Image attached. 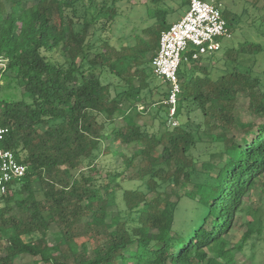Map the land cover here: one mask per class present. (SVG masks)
<instances>
[{
  "label": "trees",
  "instance_id": "16d2710c",
  "mask_svg": "<svg viewBox=\"0 0 264 264\" xmlns=\"http://www.w3.org/2000/svg\"><path fill=\"white\" fill-rule=\"evenodd\" d=\"M94 1L89 0V10L95 11ZM25 2L0 0V59L6 61L0 77L9 73L31 98L0 100V123L9 128L4 146L28 167L22 181L0 200V264H23L22 255L36 258V264H236L252 233L261 231L260 226H249L235 247L225 238L264 178V93L256 92L259 79L234 66L214 80L207 67H199V74L182 82L176 117L184 103H191L202 112V124L214 131L232 129L237 125L239 95L245 94L259 120L243 125L250 136L241 140L224 133L212 135L217 145L209 156L223 163L209 161L204 171H198L191 154L199 139L188 124L157 135L136 122L141 93L148 87L143 67L152 66L161 32L169 28L165 23L169 10H156L158 26L146 29L149 40L141 41L132 54L128 47H108L90 59L89 30L114 22V5L103 1L81 22L68 12L69 0H36L32 6ZM260 49L246 43L239 52L257 54ZM58 50L65 61L54 60ZM99 67L124 80L116 97L93 72ZM117 117L123 122L119 127ZM106 135L142 146L135 176L147 187L125 190L123 208L115 217L103 191L111 193L112 183L134 166L135 157L126 160L121 172L98 177L96 152ZM75 171L79 173L73 175ZM183 183L195 188L185 196L189 207L173 202L162 190ZM151 190L160 191L148 199ZM37 192H42V199ZM52 226L59 232L51 245Z\"/></svg>",
  "mask_w": 264,
  "mask_h": 264
},
{
  "label": "rangeland",
  "instance_id": "374dc122",
  "mask_svg": "<svg viewBox=\"0 0 264 264\" xmlns=\"http://www.w3.org/2000/svg\"><path fill=\"white\" fill-rule=\"evenodd\" d=\"M103 1L107 4L114 5L117 16L114 22L102 28L100 25L96 28L91 27L87 47L89 50V58L92 59L96 53L104 54L107 48L126 49L130 48V54L133 48L141 41H148L150 36L146 29L157 27L159 21L154 14L158 9L169 10L165 23L166 27L180 21L189 11V0H163L155 3L153 0H95V11H98ZM206 2H214L222 5L224 11L227 12L225 17L229 27L233 32V38L230 40H222V51L212 55L203 56L200 60L189 63L183 61L179 69V78L181 82L185 81L192 74H199V67H207L210 77L217 80L225 73L232 70L234 66L239 67L240 71L253 78L259 79V87L256 88L258 94L264 93V0H205ZM67 5L68 12L75 17L81 18V22L94 10H89V0H69ZM27 6H32L36 0H26ZM81 23L77 25L80 29ZM256 43L260 46V52L257 54H243L239 52L240 46L244 44ZM232 49V50H231ZM228 50L231 52L227 53ZM151 55L144 58L148 62ZM54 60L65 61V56L61 51L53 54ZM114 61V60H113ZM80 59L77 60V63ZM6 61L0 59V64ZM145 81L148 87L141 93L142 101L137 105L138 111L141 112L140 117L136 119L143 129L155 133L162 134L167 129L172 130L173 127L169 120L168 108L164 104L165 94L168 85L158 79L154 73L152 74V66H144ZM135 69L133 68L132 72ZM227 71V72H226ZM93 72L99 76L101 81L110 85L111 97L122 90L125 83L124 80L111 74L108 68H95ZM3 84L0 87V100L30 102L29 94L25 93L19 81L14 80L7 73L3 78ZM134 84L138 86L140 79L136 78ZM152 91V92H151ZM182 98V97H181ZM251 99L243 94L239 95L236 108L237 125L232 129L218 128L215 131L210 129L203 123V114L191 103H184L183 110L177 117V126L188 124L196 132L199 142L193 149L191 156L195 159V167L198 171H204V164L214 161L221 165V160H211L210 152L215 151L216 143L211 141L212 135L224 133L228 138L236 137L238 140L243 139L247 134L243 125L259 123L256 114L253 112ZM117 127L123 125L120 117L115 122ZM142 146L138 143L122 144L114 140L109 135L103 139L102 146L96 152L95 165L98 170V177L103 178L108 173L114 174L116 171L121 172L126 167V160L134 158V166H130L125 171V175L119 177L113 182L110 188L111 193L103 191L106 198L110 199L109 212L112 216H117L123 208L122 195L127 189L140 188L147 191V187L138 181L135 173L141 160L140 152ZM84 169L83 167L81 168ZM79 171L73 172L77 175ZM109 180L105 181L108 183ZM161 184V180H157ZM184 184V183H183ZM162 190L171 194L173 202L181 201L186 207L191 205V201L185 197L195 192L192 184H184L176 189L171 186H165ZM160 190H151L147 193L148 199L156 196ZM37 198L42 199V192H37ZM115 198V201H114ZM246 210L239 213L235 220V226L226 236L231 247L239 245L244 234L253 226H260L261 231L255 230L250 239L244 244L243 250L237 254L236 264H264V178L259 180L256 186L249 194L248 200L245 202ZM257 229V228H256ZM59 232L56 226H52L48 232V241L52 245L55 243L54 235ZM90 254L94 253L91 250ZM210 256H215L212 253ZM23 264H36L38 261L29 255H22ZM122 264V263H121Z\"/></svg>",
  "mask_w": 264,
  "mask_h": 264
},
{
  "label": "built area",
  "instance_id": "2783aa9c",
  "mask_svg": "<svg viewBox=\"0 0 264 264\" xmlns=\"http://www.w3.org/2000/svg\"><path fill=\"white\" fill-rule=\"evenodd\" d=\"M223 11L219 3L190 0L187 14L161 32L159 46L151 63L154 75L168 85V96L164 104L168 108L173 127L177 126V107L183 92L179 78L182 62L212 56L222 51V40L233 38ZM0 67L5 68L6 63L0 64ZM2 80L0 77V87ZM8 134L9 128L0 123V200L7 198L15 184L22 181L28 171V167L19 162L16 154L4 146Z\"/></svg>",
  "mask_w": 264,
  "mask_h": 264
},
{
  "label": "crops",
  "instance_id": "0c3cea01",
  "mask_svg": "<svg viewBox=\"0 0 264 264\" xmlns=\"http://www.w3.org/2000/svg\"><path fill=\"white\" fill-rule=\"evenodd\" d=\"M172 25V24H171ZM171 25H169L168 27H170Z\"/></svg>",
  "mask_w": 264,
  "mask_h": 264
}]
</instances>
